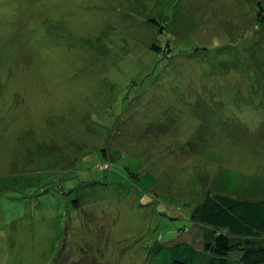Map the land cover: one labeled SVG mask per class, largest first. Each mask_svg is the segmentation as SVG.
I'll return each instance as SVG.
<instances>
[{"label": "rangeland", "instance_id": "1", "mask_svg": "<svg viewBox=\"0 0 264 264\" xmlns=\"http://www.w3.org/2000/svg\"><path fill=\"white\" fill-rule=\"evenodd\" d=\"M259 7L0 0V264H147L222 178L264 201Z\"/></svg>", "mask_w": 264, "mask_h": 264}, {"label": "trees", "instance_id": "2", "mask_svg": "<svg viewBox=\"0 0 264 264\" xmlns=\"http://www.w3.org/2000/svg\"><path fill=\"white\" fill-rule=\"evenodd\" d=\"M262 10L254 17L260 26ZM232 190L222 178L219 191L206 192L192 210L191 219L203 228L200 247L188 241L156 244L147 264H264V201Z\"/></svg>", "mask_w": 264, "mask_h": 264}]
</instances>
